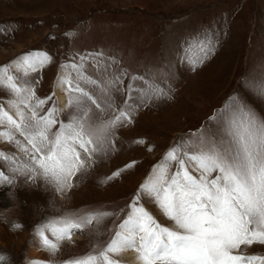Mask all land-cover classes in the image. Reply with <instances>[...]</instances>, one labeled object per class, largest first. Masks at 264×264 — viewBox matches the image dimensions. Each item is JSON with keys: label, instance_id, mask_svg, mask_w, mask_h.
I'll return each instance as SVG.
<instances>
[{"label": "rangeland", "instance_id": "rangeland-1", "mask_svg": "<svg viewBox=\"0 0 264 264\" xmlns=\"http://www.w3.org/2000/svg\"><path fill=\"white\" fill-rule=\"evenodd\" d=\"M205 33L218 41L216 50L193 69L182 59L184 47L187 42L204 40ZM30 51L51 57L29 77L35 80L38 97H51L45 112L53 102L59 108L54 83L61 65L78 64L80 57H86L85 74L99 82L121 76L118 87L123 90L133 76L148 79L151 74L166 91L170 88V98L137 107L132 123L116 130L117 150L66 193L42 180L33 182L13 174L10 161L0 158V171L17 177L11 185L0 184V231L8 229L13 237L11 245L0 244V255L6 257L0 264H26L27 247L38 238L34 226L47 217L94 206L113 212L116 206L130 203L170 147L190 134L194 138L204 129H215L213 118L225 110L230 98L242 99L264 116V100L259 99L264 72V0H0V66ZM71 74L75 78L76 73ZM135 86L142 87L143 81H135ZM91 91L102 103L106 99L98 88L91 87ZM111 95L118 106L128 100L126 92ZM10 98L0 89L5 110ZM68 111L62 110L58 119L66 122ZM96 113L93 106L94 117ZM6 127L0 125V131ZM137 140L143 143H131ZM0 154L25 156L7 138L0 139ZM130 162L135 163L115 179L99 182ZM170 167L175 171V164ZM112 192L116 193L108 195ZM141 202L161 224L171 226L154 203L146 198ZM113 222L118 221L109 218L102 228L110 229ZM102 239H108L106 232ZM91 240L87 232L76 231L72 241L63 242L54 255L42 248L43 256L49 264H58L87 252ZM254 253L264 255V246L243 248V254ZM117 255L114 258L123 262Z\"/></svg>", "mask_w": 264, "mask_h": 264}, {"label": "snow or ice", "instance_id": "snow-or-ice-1", "mask_svg": "<svg viewBox=\"0 0 264 264\" xmlns=\"http://www.w3.org/2000/svg\"><path fill=\"white\" fill-rule=\"evenodd\" d=\"M217 43L205 33L204 40L186 43L182 59L195 69L215 52ZM85 59L61 65L58 83L68 97L66 122L58 119L62 109L55 102L44 111L51 97H38L35 80L29 79L51 61L47 53L26 52L0 66V89L12 97L7 101L12 114L0 102V125L7 126L0 136L25 154L23 159L8 154H0V158L10 161L13 174L33 182L42 180L61 193L74 188L95 164L117 150L116 130L132 123L137 107L170 98V88L166 91L151 74L148 79L133 76L123 90L118 87L121 76L99 82L85 74ZM261 77L259 99L264 100V72ZM135 81H143V86H135ZM91 87L105 95L103 103ZM113 91L122 96L126 92L133 103L125 100L118 106ZM213 119L214 130L204 129L194 138L190 134L170 147L123 208L116 206V211L109 212L94 206L43 219L33 229L40 246L54 255L61 251L63 242H71L74 232L80 231L92 237L89 250L58 264H120L114 255L128 249L136 252L139 264H264V255L243 254L248 246H264V116L233 97ZM134 163L99 182L115 179ZM172 164L175 171H171ZM16 179V175L0 171V184L11 185ZM145 198L171 226L156 219L141 202ZM111 217L118 222L110 229L102 228ZM105 232L107 240L102 239ZM0 261L6 257L0 255Z\"/></svg>", "mask_w": 264, "mask_h": 264}, {"label": "bare ground", "instance_id": "bare-ground-1", "mask_svg": "<svg viewBox=\"0 0 264 264\" xmlns=\"http://www.w3.org/2000/svg\"><path fill=\"white\" fill-rule=\"evenodd\" d=\"M18 57H20V56H18ZM47 64L40 67L39 70L44 68ZM62 71H63V69L61 67L58 74L56 75V79H55V83H54V92L56 94V99H57V103H58L59 108L64 110V109H67L65 107V105L67 103L68 97H67L66 91L64 90V87L59 85V83H58L59 75L61 74ZM9 111H10V114H12V110H9ZM14 135L17 139H22V137L19 136V133H14ZM2 138L5 139L6 137L0 136V139H2ZM16 148H17V150H20L17 146H16ZM193 172H192V174L194 175L195 172L194 173ZM115 193L116 192L108 193V195H113ZM7 230L8 229H6V231ZM6 231H3V230L0 231V244L11 245L13 237L10 233H7ZM27 251H28V259H27L26 264H34V262H35V264H38V262H40V261L45 262V264H49V261L46 258H44V256H43L44 252H42V247L40 246L39 238L34 240L31 243V245L27 247ZM136 255L137 254L133 249H128V250H124L122 253L118 254L117 256L121 257L123 259V262H120V264H139L138 260L136 259Z\"/></svg>", "mask_w": 264, "mask_h": 264}]
</instances>
